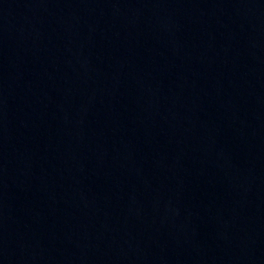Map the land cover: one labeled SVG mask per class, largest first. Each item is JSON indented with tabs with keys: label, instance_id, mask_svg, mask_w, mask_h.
Returning <instances> with one entry per match:
<instances>
[{
	"label": "water",
	"instance_id": "1",
	"mask_svg": "<svg viewBox=\"0 0 264 264\" xmlns=\"http://www.w3.org/2000/svg\"><path fill=\"white\" fill-rule=\"evenodd\" d=\"M0 264H264V0H0Z\"/></svg>",
	"mask_w": 264,
	"mask_h": 264
}]
</instances>
